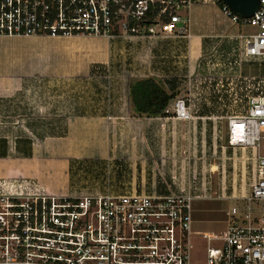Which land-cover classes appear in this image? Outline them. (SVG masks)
Wrapping results in <instances>:
<instances>
[{"label":"crops","instance_id":"1","mask_svg":"<svg viewBox=\"0 0 264 264\" xmlns=\"http://www.w3.org/2000/svg\"><path fill=\"white\" fill-rule=\"evenodd\" d=\"M180 13L188 18L189 36L0 35L4 42L34 48L28 72L23 62H12V73L0 67V179L73 196L86 194L78 188L79 175L226 174L235 158L243 159V175L251 152L237 148L239 157L235 151L227 155L225 117L242 90L225 81L223 88L195 84L190 94L185 82L263 76L264 61L247 56L240 37L253 30L212 2ZM149 77L169 94L189 96L194 118L137 115L129 89ZM218 148L220 165L213 159ZM51 179L61 186L77 181L78 192L58 193L49 186ZM191 188L186 189L191 193ZM177 190L175 185L156 189Z\"/></svg>","mask_w":264,"mask_h":264},{"label":"built area","instance_id":"2","mask_svg":"<svg viewBox=\"0 0 264 264\" xmlns=\"http://www.w3.org/2000/svg\"><path fill=\"white\" fill-rule=\"evenodd\" d=\"M212 2L232 21L251 28L241 33L247 56L264 61V0L248 18L221 0H0V35L73 36L188 35L180 11ZM187 78L195 84L237 86L233 110L226 115V145L250 149L252 181L248 201L261 206L240 218L232 208L228 226L218 234L198 233L207 245L205 264H264V75L232 79ZM191 94V93H190ZM186 96L172 97L165 110L177 119L194 118ZM34 183L22 188L0 179V264H192V195L107 188L101 193L57 195ZM232 217V218H231Z\"/></svg>","mask_w":264,"mask_h":264},{"label":"rangeland","instance_id":"3","mask_svg":"<svg viewBox=\"0 0 264 264\" xmlns=\"http://www.w3.org/2000/svg\"><path fill=\"white\" fill-rule=\"evenodd\" d=\"M33 57L34 48L32 44H10L0 40V67L4 71L12 73L15 70L11 67V63L23 62L26 65L23 72H28L32 69ZM260 73V75H264V65L260 67ZM1 140L2 133L0 132ZM220 149L218 148L215 157H213L219 165L223 162ZM235 150L228 147L227 155H231L232 151ZM240 155L239 150L235 151L236 157ZM235 162L234 168L231 162L227 164L226 174L218 172L216 175H79L76 179H80L82 183L78 188L85 190L86 194L101 193L107 188L115 189L117 187L126 190L139 191L144 189L146 191L151 190L153 187L157 189L166 185L171 187L174 185L177 187L184 186L187 188L191 184L192 192L196 187L204 189V191L196 190V192H193L202 196L191 199L190 205L191 231L193 232L191 262L192 264H205L206 246L215 245L217 242L215 240L207 241L202 236L197 235L196 231L199 233L218 234L225 230L228 226L232 208H235L234 215L240 218L244 217L248 211L252 217L260 216L262 212L259 203L246 199L253 176L250 171V165L245 163L244 174L242 175L241 170L243 168L240 167V164L243 165V159L238 160L235 158ZM4 180L11 182L8 181L10 179ZM43 182L46 181L43 180ZM48 183L58 193L72 192L73 188L78 192L77 181H73L72 185L70 182L65 181L63 186L54 179H51ZM39 187L43 189L40 185ZM192 192L190 194H193Z\"/></svg>","mask_w":264,"mask_h":264},{"label":"trees","instance_id":"4","mask_svg":"<svg viewBox=\"0 0 264 264\" xmlns=\"http://www.w3.org/2000/svg\"><path fill=\"white\" fill-rule=\"evenodd\" d=\"M174 93H167L154 78L134 82L129 89V99L137 115H167L165 108Z\"/></svg>","mask_w":264,"mask_h":264},{"label":"water","instance_id":"5","mask_svg":"<svg viewBox=\"0 0 264 264\" xmlns=\"http://www.w3.org/2000/svg\"><path fill=\"white\" fill-rule=\"evenodd\" d=\"M233 13L248 18L259 7V0H221Z\"/></svg>","mask_w":264,"mask_h":264}]
</instances>
